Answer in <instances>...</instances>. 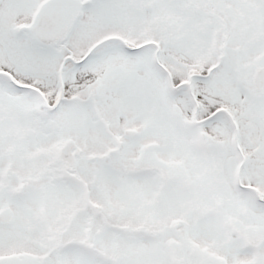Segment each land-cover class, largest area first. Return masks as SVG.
<instances>
[{"label":"snow or ice","instance_id":"6c2138e0","mask_svg":"<svg viewBox=\"0 0 264 264\" xmlns=\"http://www.w3.org/2000/svg\"><path fill=\"white\" fill-rule=\"evenodd\" d=\"M0 264H264V0H0Z\"/></svg>","mask_w":264,"mask_h":264}]
</instances>
